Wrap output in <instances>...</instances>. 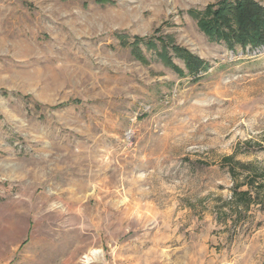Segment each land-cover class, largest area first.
Listing matches in <instances>:
<instances>
[{
    "label": "rangeland",
    "instance_id": "1",
    "mask_svg": "<svg viewBox=\"0 0 264 264\" xmlns=\"http://www.w3.org/2000/svg\"><path fill=\"white\" fill-rule=\"evenodd\" d=\"M111 1L0 0V264H263L264 47Z\"/></svg>",
    "mask_w": 264,
    "mask_h": 264
},
{
    "label": "trees",
    "instance_id": "2",
    "mask_svg": "<svg viewBox=\"0 0 264 264\" xmlns=\"http://www.w3.org/2000/svg\"><path fill=\"white\" fill-rule=\"evenodd\" d=\"M96 2L112 1L96 0ZM191 14L198 19L200 29L209 38L222 41L232 50L237 46L243 49L250 47L251 50L264 47V5L257 0H219L216 4L208 5L205 10L192 11ZM156 41L158 40L153 38L137 37L132 45L133 52L141 56L139 45L142 42H146L150 49H156ZM181 54L191 74L197 75L196 72H201L207 64L186 50L181 51ZM159 56L165 59L160 53Z\"/></svg>",
    "mask_w": 264,
    "mask_h": 264
}]
</instances>
